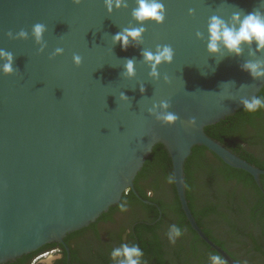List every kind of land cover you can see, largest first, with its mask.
Returning <instances> with one entry per match:
<instances>
[{"label":"water","instance_id":"obj_1","mask_svg":"<svg viewBox=\"0 0 264 264\" xmlns=\"http://www.w3.org/2000/svg\"><path fill=\"white\" fill-rule=\"evenodd\" d=\"M162 2L165 21L141 24L133 16L137 0L111 10L105 0H0V50L12 54L14 69L5 73L7 57H0V264L50 242L65 243L68 233L96 221L129 189L137 193L134 180L158 142L171 154L191 227L227 264H238L198 224L186 197L184 165L202 144L261 186L264 168L205 127L264 86V76L244 68L248 62L264 68V49L252 41L239 54L223 45L210 52V18L239 27L234 14H264V0ZM35 24L45 26L39 39ZM138 28L141 36H129L126 48L114 40ZM21 30L27 35L19 37ZM163 45L175 55L154 77L143 53ZM168 112L178 117L172 123L163 119Z\"/></svg>","mask_w":264,"mask_h":264},{"label":"trees","instance_id":"obj_2","mask_svg":"<svg viewBox=\"0 0 264 264\" xmlns=\"http://www.w3.org/2000/svg\"><path fill=\"white\" fill-rule=\"evenodd\" d=\"M256 96L264 98V86ZM205 131L234 153L264 168V109L249 113L242 106L206 126ZM184 169L189 206L207 235L238 264H264V174L260 175V186L248 171L230 166L202 144L193 147ZM134 183L137 193L129 189L96 221L67 234L69 249L63 243L50 242L2 264H32L36 255L53 247L64 253L54 264H115L111 252L125 243L142 249V264H213V255H219L227 264L191 227L165 144H155ZM121 203L126 211H121ZM112 222L119 226L103 238V224ZM172 225L182 232L174 244L168 238ZM77 240L80 242L72 245Z\"/></svg>","mask_w":264,"mask_h":264},{"label":"clouds","instance_id":"obj_3","mask_svg":"<svg viewBox=\"0 0 264 264\" xmlns=\"http://www.w3.org/2000/svg\"><path fill=\"white\" fill-rule=\"evenodd\" d=\"M79 2V0H77ZM106 6L109 10L121 6L122 0H105ZM137 7L133 9L134 18L143 24L146 21H156L163 23L166 19V9L162 0H137ZM233 19L238 22L239 27L229 26L224 20L219 17L213 16L210 18L208 24V50L210 52H218L220 46L223 45L230 52L239 54L241 52V45L245 42L251 43L255 41L258 48L264 49V14L258 12H252L245 15L242 19L239 13L234 14ZM45 30V26L42 24H35L33 26V35L39 39ZM143 32V28L138 29H125L124 32L117 33L114 36V40L120 42L122 47H127L129 36L132 38L140 37ZM11 35V33H9ZM19 37H24L27 33L21 30L17 33ZM199 36L200 33H197ZM61 49H57L60 52ZM145 60L150 64L152 71L150 75L159 76L158 66L161 63L172 62L175 52L170 45L160 46L155 53L151 51H145L143 53ZM0 57H7V62L2 65V69L5 73H11L14 71L12 63L13 56L11 53L0 50ZM74 61L79 64L81 57L77 54L73 57ZM135 62L129 59L126 63V69L128 74H134ZM245 70L249 71L253 77L264 76V68L258 63L248 62L244 65ZM167 107V104H164ZM244 109L249 113H255L261 109H264V98L260 96H254L250 99L243 101ZM178 117L171 113H165L163 119L168 122H174ZM173 178L169 177V182H172ZM121 211H126L124 203L120 204ZM181 229L176 226H170L168 232V238L171 243H175L176 239L181 236ZM144 253L142 249L136 245H129L127 243L122 244L120 247L114 248L111 252V258L115 264H142V257ZM213 264H223L219 255H213L210 258Z\"/></svg>","mask_w":264,"mask_h":264},{"label":"flooded vegetation","instance_id":"obj_4","mask_svg":"<svg viewBox=\"0 0 264 264\" xmlns=\"http://www.w3.org/2000/svg\"><path fill=\"white\" fill-rule=\"evenodd\" d=\"M116 226H119L117 224H114L113 222L112 223H105L103 224V233H102V237H106V235H108L110 233V231H112L113 229H116L117 227ZM120 228V227H119ZM65 240V238H64ZM57 242V241H56ZM80 241L77 240V241H73L72 242V245H75V244H78ZM59 243H63V242H59ZM65 244V246L67 247V249H69V246L67 245V243H63ZM47 254H43V253H46ZM64 253H63V250L59 247H53L51 249H48L42 253H39L38 255H36L32 261V264H54V262L58 259H61L63 257ZM47 257H51L52 261L50 260V262H44L45 259H47ZM15 260V259H14ZM13 261V260H11Z\"/></svg>","mask_w":264,"mask_h":264},{"label":"rangeland","instance_id":"obj_5","mask_svg":"<svg viewBox=\"0 0 264 264\" xmlns=\"http://www.w3.org/2000/svg\"><path fill=\"white\" fill-rule=\"evenodd\" d=\"M43 254H47V252L46 253H43ZM48 258V257H47Z\"/></svg>","mask_w":264,"mask_h":264}]
</instances>
